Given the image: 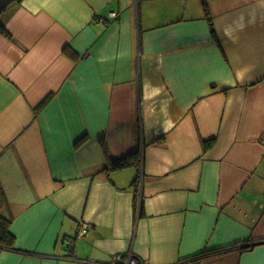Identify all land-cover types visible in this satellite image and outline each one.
<instances>
[{"label": "crops", "instance_id": "obj_1", "mask_svg": "<svg viewBox=\"0 0 264 264\" xmlns=\"http://www.w3.org/2000/svg\"><path fill=\"white\" fill-rule=\"evenodd\" d=\"M0 214V264H264V0H0Z\"/></svg>", "mask_w": 264, "mask_h": 264}, {"label": "trees", "instance_id": "obj_2", "mask_svg": "<svg viewBox=\"0 0 264 264\" xmlns=\"http://www.w3.org/2000/svg\"><path fill=\"white\" fill-rule=\"evenodd\" d=\"M130 166V163L128 160H122L118 163L115 164L114 167L117 168H123ZM11 223H12V218L10 217H5L0 214V249H13L15 245V236L11 232ZM221 251H205L202 252L196 256H193L189 260L192 263H199L212 255H215L216 253H220Z\"/></svg>", "mask_w": 264, "mask_h": 264}, {"label": "built area", "instance_id": "obj_3", "mask_svg": "<svg viewBox=\"0 0 264 264\" xmlns=\"http://www.w3.org/2000/svg\"><path fill=\"white\" fill-rule=\"evenodd\" d=\"M204 1H207V0H204ZM111 16L113 18H117V15L115 13L111 14ZM87 232H88V227L82 226V230L79 235L84 236L87 234ZM112 264H145V263L139 258L135 257L134 255L129 254L125 257H122V256L115 257Z\"/></svg>", "mask_w": 264, "mask_h": 264}]
</instances>
